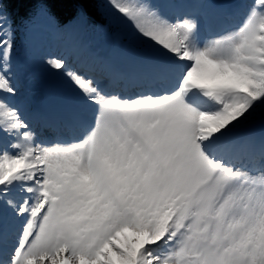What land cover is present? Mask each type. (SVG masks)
<instances>
[{"label": "snow or ice", "instance_id": "6c2138e0", "mask_svg": "<svg viewBox=\"0 0 264 264\" xmlns=\"http://www.w3.org/2000/svg\"><path fill=\"white\" fill-rule=\"evenodd\" d=\"M33 2L32 20L61 4L64 30L112 28L137 72L120 86L109 60L50 54L73 119L92 120L42 139L0 0V264H264V133L242 131L264 128V0Z\"/></svg>", "mask_w": 264, "mask_h": 264}, {"label": "rangeland", "instance_id": "374dc122", "mask_svg": "<svg viewBox=\"0 0 264 264\" xmlns=\"http://www.w3.org/2000/svg\"><path fill=\"white\" fill-rule=\"evenodd\" d=\"M68 28L70 30H64V24H62L58 28L56 25L54 26L52 23L50 24L47 19L38 18L36 19L35 24L31 27L32 31L29 32V35L31 37L30 45L32 52L29 51L25 53L24 58L28 61V64L26 65H29L30 67H35V69H37L41 77L40 81L49 90L48 93L50 95L56 94L57 90L58 92L64 93V90L53 83L43 63L44 59L47 58L50 54H54V53L61 54L64 51V49H61L62 46L61 42L63 40L70 41V43L74 47H77L78 45H80L90 37L91 27L89 26V23H77L73 21L70 25H68ZM93 37H95V40L98 41L99 46L117 45V47H119V42L116 40L112 32H110L109 30H100L99 32L95 33ZM121 37L123 38L122 33H121ZM19 52H20V48L18 49L17 47L18 56H19ZM18 61H19V68H21L23 62L21 63V60ZM40 90H41L40 82L38 81L35 82L31 76L26 77L24 73H20L19 99L23 103H25V106H27L29 110L32 109V106L36 100L42 99L39 93ZM60 95L61 94L57 93L56 95L53 96L58 97ZM25 96L29 97L32 100L30 102L27 101ZM51 106L54 107L55 104ZM46 108L48 109L49 107L46 106ZM250 127H254V126L250 125L247 127L248 129H251V132L248 135L255 136L256 130ZM257 128L261 129V125L258 126ZM66 142H72V141L68 140Z\"/></svg>", "mask_w": 264, "mask_h": 264}, {"label": "trees", "instance_id": "16d2710c", "mask_svg": "<svg viewBox=\"0 0 264 264\" xmlns=\"http://www.w3.org/2000/svg\"><path fill=\"white\" fill-rule=\"evenodd\" d=\"M7 7L12 19L19 22L30 17L36 4L33 0H9ZM50 7L58 16V20H66L72 16V9L69 5L51 4ZM91 7L94 8L95 6ZM94 18L99 19L98 15L95 14ZM257 119H259V117Z\"/></svg>", "mask_w": 264, "mask_h": 264}, {"label": "bare ground", "instance_id": "6f19581e", "mask_svg": "<svg viewBox=\"0 0 264 264\" xmlns=\"http://www.w3.org/2000/svg\"><path fill=\"white\" fill-rule=\"evenodd\" d=\"M39 103H41V101H39Z\"/></svg>", "mask_w": 264, "mask_h": 264}]
</instances>
